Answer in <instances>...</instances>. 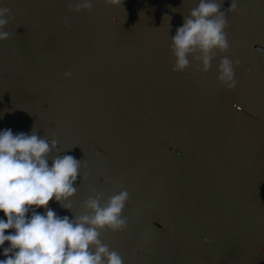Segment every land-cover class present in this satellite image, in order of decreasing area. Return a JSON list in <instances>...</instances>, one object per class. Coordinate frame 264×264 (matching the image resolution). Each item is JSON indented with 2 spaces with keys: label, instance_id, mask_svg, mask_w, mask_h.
<instances>
[{
  "label": "water",
  "instance_id": "water-1",
  "mask_svg": "<svg viewBox=\"0 0 264 264\" xmlns=\"http://www.w3.org/2000/svg\"><path fill=\"white\" fill-rule=\"evenodd\" d=\"M79 2L0 0L13 18L0 41V131L55 139L50 166L80 160L70 210L49 207L73 219L89 197L126 190L127 227L100 234L123 264H264V0L235 11L216 0L230 47L207 72L191 56L174 72L170 50L199 0L69 12ZM223 56L240 61L231 90L218 80Z\"/></svg>",
  "mask_w": 264,
  "mask_h": 264
},
{
  "label": "clouds",
  "instance_id": "clouds-1",
  "mask_svg": "<svg viewBox=\"0 0 264 264\" xmlns=\"http://www.w3.org/2000/svg\"><path fill=\"white\" fill-rule=\"evenodd\" d=\"M110 5H123L124 0H105ZM231 0L227 11H235ZM216 0H199L183 23L171 36L170 50L175 57L174 72L185 71L189 56L207 72L212 67L214 53L227 52L230 44L225 12ZM91 0L69 3V12L91 11ZM7 7L0 8V41L9 38L3 31L13 19ZM7 17V19H5ZM68 26V20H64ZM238 59L223 56L217 66L218 80L229 90L237 86L235 68ZM71 78L70 71L65 72ZM57 146L55 139H45L36 132L0 131V248L6 257L0 264H123L120 254L100 239L105 228L120 231L127 227L122 215L129 193L121 191L101 204V196L85 201L86 214L59 216L49 207L55 199L61 207L77 192L74 184L80 172V160L71 155L49 157ZM44 208V214L36 211ZM29 213H31L29 215ZM13 230L8 232V230ZM8 233V234H6ZM5 242L8 247H4Z\"/></svg>",
  "mask_w": 264,
  "mask_h": 264
}]
</instances>
